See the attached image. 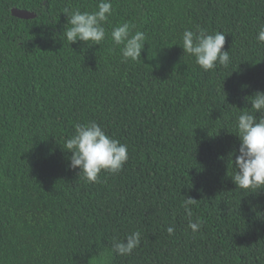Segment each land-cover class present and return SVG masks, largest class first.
Segmentation results:
<instances>
[{
  "label": "trees",
  "instance_id": "16d2710c",
  "mask_svg": "<svg viewBox=\"0 0 264 264\" xmlns=\"http://www.w3.org/2000/svg\"><path fill=\"white\" fill-rule=\"evenodd\" d=\"M98 3L0 0V264H264V189L231 178L236 117L264 91V0H112L108 32L131 22L147 38L129 62L110 38L64 37L63 9ZM197 25L225 32L227 68L204 71L184 53ZM89 121L128 145L122 170L99 183L63 148ZM134 231L140 245L117 255L113 237Z\"/></svg>",
  "mask_w": 264,
  "mask_h": 264
},
{
  "label": "clouds",
  "instance_id": "9594fccd",
  "mask_svg": "<svg viewBox=\"0 0 264 264\" xmlns=\"http://www.w3.org/2000/svg\"><path fill=\"white\" fill-rule=\"evenodd\" d=\"M66 24L63 34L72 44L79 41L91 45H101L110 38L115 46H120L123 62L141 60V52L147 38L144 32L136 30V25L124 22L111 28L109 33L106 25H110V17L114 9L112 0H99L92 11H81L79 8L65 7ZM256 40L264 44V25L259 27ZM225 32H209L197 25L194 29L186 28L179 44L184 53L195 58V63L204 71L213 70L217 65L227 68L231 63L229 50H225ZM242 89L247 85H242ZM250 102L249 110L242 111L236 117V135L239 138L238 154L235 155L234 172L231 176L237 188L241 190L264 189V91L257 90L254 95L245 97ZM260 115L257 116L256 114ZM64 149L71 153L69 167L79 169V174L89 183H99L100 174L107 172L119 173L129 159L128 145L109 136L96 121L78 123L75 133L67 138ZM197 199L190 196L183 201V209L189 217L188 227L196 233L203 221L191 219L192 205ZM169 235L174 234V227H167ZM141 233L134 231L124 240L113 237L112 250L120 256L131 255L140 245ZM100 264H107L106 258Z\"/></svg>",
  "mask_w": 264,
  "mask_h": 264
},
{
  "label": "water",
  "instance_id": "95a60500",
  "mask_svg": "<svg viewBox=\"0 0 264 264\" xmlns=\"http://www.w3.org/2000/svg\"><path fill=\"white\" fill-rule=\"evenodd\" d=\"M12 12L15 16L25 19L34 18L36 16L35 12H31L29 10L19 9V8H14Z\"/></svg>",
  "mask_w": 264,
  "mask_h": 264
}]
</instances>
